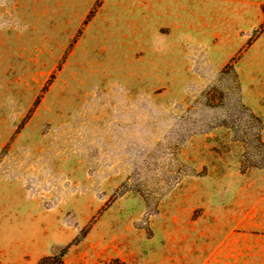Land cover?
Here are the masks:
<instances>
[{"label": "rangeland", "instance_id": "rangeland-1", "mask_svg": "<svg viewBox=\"0 0 264 264\" xmlns=\"http://www.w3.org/2000/svg\"><path fill=\"white\" fill-rule=\"evenodd\" d=\"M0 264H264V0H0Z\"/></svg>", "mask_w": 264, "mask_h": 264}, {"label": "trees", "instance_id": "trees-1", "mask_svg": "<svg viewBox=\"0 0 264 264\" xmlns=\"http://www.w3.org/2000/svg\"><path fill=\"white\" fill-rule=\"evenodd\" d=\"M55 258H58V257H55ZM59 262H62L61 260Z\"/></svg>", "mask_w": 264, "mask_h": 264}]
</instances>
